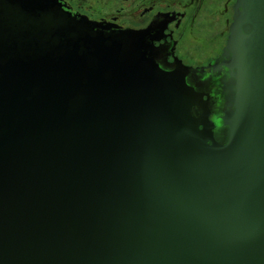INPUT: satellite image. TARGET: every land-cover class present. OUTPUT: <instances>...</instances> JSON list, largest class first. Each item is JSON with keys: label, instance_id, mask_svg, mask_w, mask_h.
I'll return each mask as SVG.
<instances>
[{"label": "water", "instance_id": "1", "mask_svg": "<svg viewBox=\"0 0 264 264\" xmlns=\"http://www.w3.org/2000/svg\"><path fill=\"white\" fill-rule=\"evenodd\" d=\"M153 31L0 0V264H264V0L208 68Z\"/></svg>", "mask_w": 264, "mask_h": 264}, {"label": "flooded vegetation", "instance_id": "2", "mask_svg": "<svg viewBox=\"0 0 264 264\" xmlns=\"http://www.w3.org/2000/svg\"><path fill=\"white\" fill-rule=\"evenodd\" d=\"M58 2L66 11L85 16L91 21L132 30L154 28L151 33L152 42L159 48L166 65L178 60L193 70H200L210 67L221 57L230 34L237 0H58ZM123 12L129 13L127 18L125 17L126 20L123 18ZM134 12H139L135 18L132 14ZM197 41L200 43L198 46L194 44ZM186 56L194 62L187 61ZM208 80V86L204 91L209 94L210 101H213L216 108L221 102L219 78L214 75Z\"/></svg>", "mask_w": 264, "mask_h": 264}, {"label": "rangeland", "instance_id": "3", "mask_svg": "<svg viewBox=\"0 0 264 264\" xmlns=\"http://www.w3.org/2000/svg\"><path fill=\"white\" fill-rule=\"evenodd\" d=\"M91 14H94L93 12H90ZM133 14V16H134V18L135 17H137L138 15H139V12H134V13H132ZM122 15H123V18L126 20V18H127V16L129 15V13L128 12H123L122 13ZM126 17V18H125ZM189 28V27H188ZM223 32V31H222ZM196 33H198V29H197V32ZM195 33V34H196ZM198 36H200V35H198ZM197 37V36H196ZM187 38H189V39H191L190 38V36H187ZM191 41H194V40H191ZM196 46H198V45H200V43H199V41H197V42H195L194 43ZM186 60L187 61H189V62H191V63H193L194 62V60H192L190 57H188V56H186Z\"/></svg>", "mask_w": 264, "mask_h": 264}, {"label": "bare ground", "instance_id": "4", "mask_svg": "<svg viewBox=\"0 0 264 264\" xmlns=\"http://www.w3.org/2000/svg\"><path fill=\"white\" fill-rule=\"evenodd\" d=\"M231 20V19H230Z\"/></svg>", "mask_w": 264, "mask_h": 264}]
</instances>
